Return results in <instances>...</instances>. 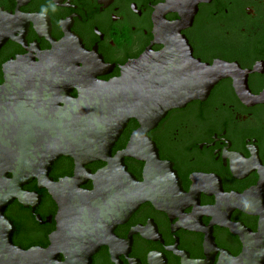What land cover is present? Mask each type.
I'll use <instances>...</instances> for the list:
<instances>
[{
  "label": "flooded vegetation",
  "instance_id": "flooded-vegetation-1",
  "mask_svg": "<svg viewBox=\"0 0 264 264\" xmlns=\"http://www.w3.org/2000/svg\"><path fill=\"white\" fill-rule=\"evenodd\" d=\"M165 2L0 0V13L11 21L0 47V84L10 60L38 61L60 43L66 44L62 55L79 67L85 63L102 81L119 77L145 52L176 61L185 51L183 57L216 64L222 77L204 99L169 110L146 133L160 161L175 171L179 192L171 201L139 204L113 227V240L99 247L92 264H264V0L200 3L192 22L177 31L180 17ZM138 127L136 119L128 121L112 155ZM144 145L139 140L133 152ZM124 161L142 182L145 162ZM104 165L85 167L94 173ZM73 170V160L61 156L49 175L57 180ZM81 188L92 190V181ZM23 189L34 198L15 199L4 212L14 225L13 243L47 247L58 206L36 180Z\"/></svg>",
  "mask_w": 264,
  "mask_h": 264
},
{
  "label": "water",
  "instance_id": "water-1",
  "mask_svg": "<svg viewBox=\"0 0 264 264\" xmlns=\"http://www.w3.org/2000/svg\"><path fill=\"white\" fill-rule=\"evenodd\" d=\"M208 1L166 0L168 11L180 17L175 31L189 25L198 4ZM10 22L0 13V47L10 35ZM65 47V43L53 45L38 61L17 57L4 65L0 264H92L99 247L113 240V227L139 204L155 203L158 197L171 201L179 192L176 173L160 161L146 133L169 110L204 99L222 77L221 70L215 71L216 64H202L191 54L183 57L185 51L176 61L159 52H145L123 67L119 77L102 81L85 63L79 67V62L62 55ZM130 119H136L139 127L126 148L112 155V146ZM139 140L145 141L144 148L134 153ZM61 156L73 160V174L54 180L49 173ZM126 157L145 162L142 182L127 171ZM93 161L105 165L92 173L85 166ZM33 180L58 206L57 229L49 246L22 248L13 243L14 225L4 212L15 199L26 204L34 198L23 189ZM87 180L92 181V190L81 188Z\"/></svg>",
  "mask_w": 264,
  "mask_h": 264
}]
</instances>
